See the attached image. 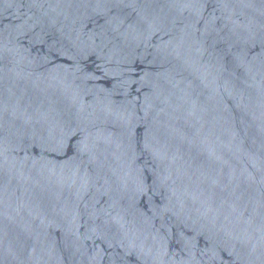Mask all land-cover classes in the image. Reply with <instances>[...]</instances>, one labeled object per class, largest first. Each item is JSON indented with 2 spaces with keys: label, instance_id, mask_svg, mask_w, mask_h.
<instances>
[{
  "label": "water",
  "instance_id": "95a60500",
  "mask_svg": "<svg viewBox=\"0 0 264 264\" xmlns=\"http://www.w3.org/2000/svg\"><path fill=\"white\" fill-rule=\"evenodd\" d=\"M0 264H264V0H0Z\"/></svg>",
  "mask_w": 264,
  "mask_h": 264
}]
</instances>
